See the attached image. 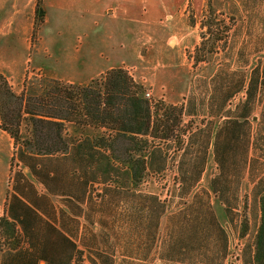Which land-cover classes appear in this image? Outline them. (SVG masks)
<instances>
[{
    "label": "rangeland",
    "instance_id": "rangeland-1",
    "mask_svg": "<svg viewBox=\"0 0 264 264\" xmlns=\"http://www.w3.org/2000/svg\"><path fill=\"white\" fill-rule=\"evenodd\" d=\"M188 9L186 7L185 29L181 32L183 37H177V45L174 38L165 39L159 48L144 44L140 52L142 56L146 55L143 62L133 61L116 67L142 85L140 95L149 101L155 122L156 114L158 119L163 118L162 110L155 111L156 106H183V115L174 125L171 136L167 139L138 136L139 139H150L152 149L138 140L119 138L111 142L117 156L112 177L105 179L103 173H99L98 181L95 179L88 186L80 184L82 170L77 168L73 173L68 167L72 163H66V178L83 199L70 205L72 213L69 216L62 211L63 196H55L53 200L57 207L60 204L57 214L60 222H65L68 232L82 246L76 251L75 264H175L161 261L156 256L155 240L164 237L173 243L168 247L169 253L187 264H257L254 257L257 240L260 233L264 235V211L259 202V196L264 193V80L259 79L264 63V0H205L203 10L196 16ZM90 12L92 10L85 3H78L68 12H58V23L54 25L58 30L54 35L67 38L71 47L85 49L93 26L98 31L104 29L92 20ZM38 27L34 6L31 41L35 40ZM164 54L168 57L164 58ZM18 56L21 58L16 59L15 64L17 70L23 67L21 73L24 75L10 77L0 71L16 94L23 90L28 96L39 94L49 79L79 84L73 77L75 70L66 65L63 53ZM0 57L1 62L16 58L13 54H0ZM250 78L254 84L246 91ZM242 82L240 87L238 84ZM238 86L241 89L237 91ZM228 94L231 96L224 103ZM247 99V124L240 130L235 155L231 153L226 160L228 170L221 180L224 197L234 206L226 215L211 189V180L219 174L212 132L222 121L223 111H234ZM22 115L25 117L20 123L19 139L14 144L12 157H17L18 148L24 154L35 152L34 145H22L24 139L33 138L32 125L27 115ZM210 123L213 128L198 132L182 156V149L178 147L184 148L189 143L188 130L195 131L204 125L207 128ZM98 132L72 123H66L64 130L69 140L94 137ZM157 133L162 134V131L159 129ZM204 147V166L198 181L192 185L183 183L179 161L185 160L184 168L191 177L192 166L202 160ZM128 148L134 150L132 160L127 156ZM140 158L146 163V169L140 170L141 176L135 181L130 175L131 167L136 166V159ZM233 161H239V166L233 165ZM102 164L101 161L99 165ZM17 166L23 168L13 161V176L21 174L22 169ZM88 170L92 171V167ZM70 171L72 175H68ZM137 171L139 168L135 167L133 173L138 175ZM155 199L165 205L158 223ZM0 226L4 239L0 244L17 241L15 228L8 220H1ZM260 240L263 242L260 253L264 256L263 237Z\"/></svg>",
    "mask_w": 264,
    "mask_h": 264
},
{
    "label": "trees",
    "instance_id": "trees-1",
    "mask_svg": "<svg viewBox=\"0 0 264 264\" xmlns=\"http://www.w3.org/2000/svg\"><path fill=\"white\" fill-rule=\"evenodd\" d=\"M43 18L44 10L40 0H37L35 4V24L39 26ZM259 73V79L264 80V63ZM243 84L242 82L238 85L241 87ZM253 84L254 80L250 78L249 88L246 91H249ZM239 86L237 91L241 89ZM141 91L142 85L135 82L121 68L109 69L86 85L49 79L46 81L41 93L29 96L25 94L24 90L20 94H16L11 89L6 77L0 73V128L10 135L13 144H17L20 123L25 117L22 113H24L32 125L33 138L30 140L24 139L22 145H34L35 149V152L24 154L18 148L17 157H11V164L17 160L27 165L33 175L45 184V189L48 192L59 193L60 197L63 196V203L67 209L64 212L67 213L66 215L71 214L70 205L74 201H80L83 198L79 197L75 186L72 185L73 183L66 178L67 161L72 163L68 167L72 168L73 173L77 172V168L82 170L80 172V184L88 186L89 182H93L98 178L99 173H103L102 177L105 179L109 176L112 177L113 163L116 161L117 156L113 153L111 142L119 138H125L132 142L138 140L145 146L149 145L152 149V145L149 143L150 139H139L138 136H147L151 139H167L171 136L174 125L181 120L184 112L183 106L166 105L160 106L161 108L159 106L155 107V111L162 110L161 114L163 115L162 119H158L156 114L155 122L153 119L154 112L151 110L149 101L140 95ZM229 96L231 94L224 98V103ZM3 97L6 98L5 101ZM248 102L247 99L243 102V105H237L234 111L225 110L222 112L223 115L218 114V116L222 115V121L216 125L212 132L213 154L219 167V174L211 180V189L223 205L226 215L233 211L234 206L225 199V195L221 190L223 187L221 180L226 175V170H228L225 167L226 160L231 153L235 155L236 149L239 147L240 130L247 124ZM66 123L96 129L99 132L94 137L84 136L82 140L75 138L69 140L64 134ZM207 128L204 125L195 131L187 129L189 143L184 148L178 147V149H182V156L186 154L197 133L211 130L213 125L210 123ZM159 129L162 134L157 133ZM205 148L202 160L192 166L193 175L191 177L187 176L188 169L184 168L185 160L181 158L179 161L178 169L183 183H191L190 185H192V183L195 184L198 181L204 166ZM132 151H134L132 148L128 150L129 160L133 159ZM42 158H45V164L42 163ZM140 159H136V166L131 167L133 171L135 167L139 168L138 175L134 174L133 171L130 172L135 181L136 177L141 176L140 170L143 172L146 169V163L143 158ZM101 161L103 164L100 166ZM131 164L133 165V163ZM232 164L238 167L239 161H233ZM62 167L64 168L63 171L61 170ZM91 167L92 171H89L88 169ZM20 175L17 173L14 179L16 180ZM68 175H72V172H68ZM13 199H16V197L13 196ZM259 202L260 209L264 211V193L259 196ZM154 206L157 209L156 222L158 223L160 216L165 211V205L157 199ZM28 214L29 216L26 219H34L30 215L32 214L31 208H28ZM3 219L5 218L0 217V221ZM10 225L12 226V223ZM216 226L219 227V225ZM66 232V240L69 241L68 235L73 236L67 229ZM262 237L264 239V235L260 233L254 254L257 264H264V256L260 253V244H263L260 240Z\"/></svg>",
    "mask_w": 264,
    "mask_h": 264
},
{
    "label": "crops",
    "instance_id": "crops-1",
    "mask_svg": "<svg viewBox=\"0 0 264 264\" xmlns=\"http://www.w3.org/2000/svg\"><path fill=\"white\" fill-rule=\"evenodd\" d=\"M204 2L205 0H41L44 18L36 30L35 40L31 41L35 0H0V54H13L16 57L15 60L12 57L5 62H1L0 57V71L8 73L10 77L24 75L21 73L23 67L17 70L15 64L16 59L21 58L18 54L63 53L66 65L75 70V81L79 84L87 83L93 76L123 63L143 62L146 55L142 56L140 52L144 44L159 48L165 39L174 38L177 45V37L182 38L181 32L185 29L186 7L196 16L203 10ZM78 3H85L92 10V20L104 28L103 31H98L93 26L89 43L85 49L80 50L78 47H71L67 38H57L54 35L58 30L54 27L58 23L57 13L68 12ZM166 57L168 55L164 54V58ZM13 148V139L0 128V217L8 220L9 224L12 223L18 237L13 243L0 244V264H75L76 251L82 246L70 235L69 241L66 240L65 222H60L57 216L60 204L58 201L57 207L53 200L55 196H60L59 193L48 192L45 184L33 175L29 167L17 160L14 162H19L23 168L17 166L22 170L20 178L15 180L11 169ZM41 160L45 164V158ZM61 206L65 211V205ZM28 208L32 209L30 215L34 219H26L29 216ZM53 211L54 219L51 218ZM2 235L0 232V240L3 241ZM172 244L165 237L155 240L154 246L158 251L156 256L161 261L187 264V261H179L169 253L168 247Z\"/></svg>",
    "mask_w": 264,
    "mask_h": 264
},
{
    "label": "built area",
    "instance_id": "built-area-1",
    "mask_svg": "<svg viewBox=\"0 0 264 264\" xmlns=\"http://www.w3.org/2000/svg\"><path fill=\"white\" fill-rule=\"evenodd\" d=\"M145 95H146V96H149V93H148V92H146V93H145Z\"/></svg>",
    "mask_w": 264,
    "mask_h": 264
}]
</instances>
